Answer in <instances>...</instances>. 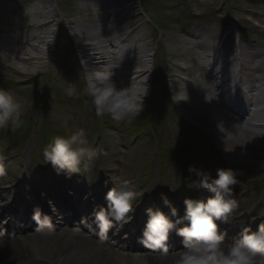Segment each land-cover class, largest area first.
Wrapping results in <instances>:
<instances>
[{
	"label": "bare ground",
	"instance_id": "obj_1",
	"mask_svg": "<svg viewBox=\"0 0 264 264\" xmlns=\"http://www.w3.org/2000/svg\"><path fill=\"white\" fill-rule=\"evenodd\" d=\"M10 1L13 3L14 0ZM43 1L37 0L38 5H44ZM84 2L88 3V9L83 10L81 23L77 20L66 23L54 9H47L45 5L31 12L37 6L34 5L20 25L13 24V33L6 38L5 50L1 53L3 63L0 64V81L25 85L36 76L39 77L42 70L48 68L50 56L46 54L48 51L41 52L40 45L46 44L50 50L58 48L60 33L66 25L69 30V45L82 76L84 74L86 76L88 71L95 68L110 65L115 69L114 80L120 88L135 91L142 87L146 80L149 84L151 81L149 65H152L153 60L148 55L143 39L144 29L141 28V20L133 0H84ZM0 7L3 11H8L10 9L8 0H0ZM102 13L104 15H101ZM41 18L44 19L42 24L33 21ZM59 26L60 30L56 28ZM176 37L172 36L167 42L175 84L185 98L181 99V104L191 107L201 117L203 125L210 130L212 141L231 155L229 161L235 170L240 172L239 184L244 180L257 179L259 175L264 177V50L253 45L240 46L236 51L231 50L227 48V43H220L217 37L200 38L199 33L191 30L180 32ZM174 49H178L179 52ZM220 49L223 56L216 58L215 54ZM206 52L209 54H206L207 57L204 56ZM75 53L78 54L77 57ZM180 61L184 62V67L178 66ZM132 67L135 68L131 69ZM180 74L186 78H177ZM24 76L30 77L21 82ZM70 123H76V120L71 118ZM123 173V170L117 171L119 177L126 178ZM30 179L31 175L25 174L23 182L27 181L32 189H37ZM54 180L52 191L45 190L48 186L40 189L57 200L55 211L59 212L61 209L65 212L68 205L61 195H66L75 188L68 191L67 188L70 186H66L63 179L53 178ZM4 182L5 180L0 181V186ZM30 193L32 196L35 194ZM74 195L77 202L72 208L78 214L92 207V202L87 204L82 196L80 198L76 193ZM32 196L24 201L14 199L10 203V193L7 190H0L2 211L0 220L7 222V215L13 219L17 218V221L22 218L25 220L24 225L20 222L14 226L0 223L1 227L7 226L6 229L0 230V263L173 264L174 257L171 255L149 253L131 255L127 248L128 243L123 240L117 241L120 246L117 248L108 240L104 243L94 241L90 236L76 235L83 232L79 227H75L71 233H68V229L54 225L46 230L40 229L28 215V209H24L21 215H17L18 217L14 211V205L18 204L31 208L32 202L36 199ZM44 209L48 211L47 208ZM62 212H59L60 218L68 222L69 219L64 217ZM56 214L55 217L50 216L53 222L54 218L59 220ZM118 226L107 234L106 239L116 237L118 230L127 229ZM138 227L140 230L137 235L143 230L144 224ZM242 227L244 225L239 227L235 222L225 226L227 229H233L235 235ZM257 228L258 226L256 228L253 226L251 229L256 231ZM33 229L37 231L30 233ZM97 234L99 235L98 232ZM10 237L14 239L8 240ZM226 239L229 240L228 237ZM131 245L136 244L132 241Z\"/></svg>",
	"mask_w": 264,
	"mask_h": 264
},
{
	"label": "clouds",
	"instance_id": "obj_2",
	"mask_svg": "<svg viewBox=\"0 0 264 264\" xmlns=\"http://www.w3.org/2000/svg\"><path fill=\"white\" fill-rule=\"evenodd\" d=\"M113 66H101L86 73L87 94L92 98L97 116L107 115L112 121L131 122L138 118L144 109L145 98L149 95L146 82L138 90L117 86ZM69 96H76L74 84L67 89ZM34 109L31 100H26L10 90L0 89V129H18L24 124V116ZM62 126L68 127L63 120ZM83 129L69 138L53 137L43 149L44 161L50 163L57 174L65 173L69 178L81 174V165L90 160L94 151L85 145ZM189 171H195L189 169ZM240 172L233 169H217L216 177L203 174L198 187L210 193L206 200L185 199V212L179 215L167 197H162L168 208L148 207L144 210L147 217L137 242L145 248L158 250L164 255L174 257L173 264H264V223L256 231L244 227L238 235L228 240L227 228L232 225L239 207L234 198V187L239 185ZM112 187L107 191L104 205L93 208L91 216L101 239L118 225L123 228L135 218V207L142 202L150 190H138L132 181L119 176L106 180ZM176 189H170L175 191ZM33 220L52 227L51 218L42 215L39 208L34 209ZM171 233L181 239V247L169 249Z\"/></svg>",
	"mask_w": 264,
	"mask_h": 264
},
{
	"label": "rangeland",
	"instance_id": "obj_3",
	"mask_svg": "<svg viewBox=\"0 0 264 264\" xmlns=\"http://www.w3.org/2000/svg\"><path fill=\"white\" fill-rule=\"evenodd\" d=\"M19 1L25 3L30 1L27 4H25V9L23 10L24 12L23 14L21 13L22 11H19L17 9V2ZM8 2L10 4V10L7 11L6 15L1 16L2 21H4L7 27H8V23L11 21H14V24L18 25L21 19V15H24L26 13L28 14L34 5L37 6L34 7L31 12H34L35 8L42 7L45 5L47 9L50 8L54 9L56 11V14L59 17H61V19L66 23L74 20L79 21V23L83 22V17H82L84 12L83 10L88 9L87 8L88 3H85L84 0H44L43 1L44 5L42 6L38 5L37 0H14L15 3H12L10 0H8ZM133 4L135 10L138 11L142 25L141 28L144 29L145 34L143 36V39L145 40V44L148 50V55L150 56L151 54L157 53L158 55H160V57L164 62L165 66L162 67V70L164 71V75L167 78H169L168 82L171 83L168 85L167 89H169L170 92L172 91L171 94L173 96L174 101L180 104L178 106L180 110L182 111L186 110V114L191 118L190 120L202 126V129H204L205 134H207L208 136L206 139L210 142L211 145L214 146V149L218 151V157L215 154H209V158H208L209 160H211L210 162L212 163V166L217 171V169H219V164L225 163V160L227 163V160L230 159L231 155L226 154L227 152L224 153L225 150L223 152L222 146L212 141L213 140L212 138H209L211 137L210 130L207 126H203V122L200 119L201 117L197 115L195 111L191 109V107H187L185 106V104L183 106L181 104V99L182 98L185 99V98L182 95V92L179 91V89L178 90L175 89L176 87L175 82L174 81L172 82V77H174V74L172 73L170 62L168 61L169 52H168L167 40L170 41L172 36L176 37L180 32H183L185 30H191L196 33H199L200 38L211 39V37L213 38L217 37V39L220 42L224 41L226 37L230 36V38L227 39L226 43H227V48L231 50L236 51L235 47H239L241 45L242 46L246 45L248 47L253 45L264 50V0H204V1L133 0ZM119 6L121 7L122 5L119 4ZM2 8H4V6ZM2 8L1 10L3 11ZM93 10L96 9L93 8ZM101 15H104V13H102ZM33 21H35L36 24H42L44 19L43 18L35 19ZM237 25H239V27L241 26L242 29H247L249 32L244 31L243 33L244 35L240 34L241 32L237 28ZM59 27L56 28L59 29ZM65 29H66V25L63 26L62 31L60 33L59 44L62 46L64 45V43L67 42ZM8 30L10 29H7L6 31ZM40 46H41V52H44L49 48V46H46V44H41ZM57 50L58 49L53 51H57ZM175 51L179 52L178 49H176ZM206 54L207 52L204 54V56H206ZM51 55L53 57L57 56V54H54V52ZM66 58L69 59L67 56ZM178 64H179L178 66L180 67L185 66L184 62L181 61L178 62ZM54 66L55 65L53 63H50L47 69L42 70L41 73V75H43L42 77L35 78L34 81L27 82L25 85H22L20 87L19 86L15 87L19 89V91H15L14 89L12 90V92L15 93L16 95L26 100H31L33 102L34 109L30 110L26 114L35 113L38 116L41 114V109H39V104L41 103V100L44 98V95H46L45 75L48 72L49 73L53 72ZM133 68L135 67H132L131 69ZM70 71H72L71 67H70ZM155 72L158 73V71ZM154 75L152 76V80ZM180 75L183 76V74ZM30 76H24L21 79V82H24ZM75 79H76L75 84L80 85V81L77 79V77H75ZM151 85L152 82L149 83V87H151ZM157 87H158L156 88L157 93L160 94V96L163 98V94L161 91L162 86L158 85ZM157 101L158 103H162L159 97H157ZM166 107L167 104L163 107L159 105H155V112L153 115L154 124L156 125L157 128H160L162 130V133L166 137V140H168L169 137H174V133L178 139L179 134L177 133L179 131L175 128L177 126L174 124L173 119H169V122L162 119L164 115V110L167 111ZM59 114L63 115L62 112ZM63 120H66V116L63 118ZM40 123L41 122H39L38 124ZM168 123L170 124L172 130H170V127L165 126ZM166 127H167V131L166 129H164ZM80 129L84 130L86 140L89 137H92L90 136L87 127H84V123H78L73 127V131L75 133L78 132ZM126 140L129 141V137L121 133L120 131L111 132L108 138L109 153H108L107 163L109 168L113 166H119L120 168L122 167L124 170L123 175H125L126 177L130 176L127 179H131L130 181L133 182L135 187L137 189H140L141 187L139 182L142 180L145 173L144 167H142V165L144 162L145 164L147 163V161H144L146 160V156L140 155V150H138V148L141 147L139 146L140 144H137L135 147L130 146V143L129 142L127 143ZM219 150L224 155L221 154ZM15 151L11 150L9 152L10 153L9 156L20 154L19 149H16ZM96 152H100V146H97ZM119 152H125V154H122L123 156H119L120 157L119 159L123 162L117 164L115 162V159L117 158V153ZM18 163L19 162L14 161V159L8 163L9 167H11L10 173L12 176H13V168L16 167ZM228 166L235 169V167H233L229 163ZM89 169L90 168H88L87 171L84 170L82 171V175H84L85 179L80 178L79 179L80 182L87 179V173ZM16 175H18V173ZM40 175L41 174H39V177L38 176L36 177V180L38 179V182L41 179ZM90 175L96 176L97 175L96 171H91ZM109 177H111L110 173H109ZM241 182L242 184H240V187L241 186L245 187L246 185L245 183L249 184L247 185L249 187H246L245 189L241 190L239 192L240 196L249 197L251 194H255L256 192H259L260 189H262L259 198L261 199L263 197L264 177H260L259 175L257 176V179L250 181L244 180ZM148 188L149 187H145V189ZM180 202L181 200L173 201V205L177 206L180 204ZM261 205L264 206V199L261 201ZM243 217H245V215Z\"/></svg>",
	"mask_w": 264,
	"mask_h": 264
}]
</instances>
